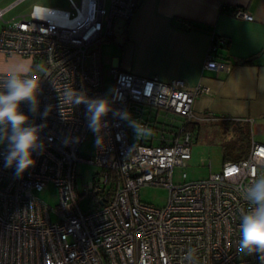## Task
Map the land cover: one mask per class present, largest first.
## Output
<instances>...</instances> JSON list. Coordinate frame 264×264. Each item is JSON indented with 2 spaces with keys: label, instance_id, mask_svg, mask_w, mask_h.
<instances>
[{
  "label": "built area",
  "instance_id": "obj_1",
  "mask_svg": "<svg viewBox=\"0 0 264 264\" xmlns=\"http://www.w3.org/2000/svg\"><path fill=\"white\" fill-rule=\"evenodd\" d=\"M23 1L0 7V53L33 59L31 69L19 73L40 81L39 110L33 114L25 101L20 111L28 124L41 126L43 149L33 153L35 166L20 179L0 158V264H189V248L196 249L193 264H260L256 254L243 255L237 247L240 218L252 208L244 189L264 174V143L252 137L246 157L225 160L221 171L205 179L187 180L197 136L192 124L218 119L194 110L196 97L211 93L208 86L190 89L184 79L163 81L114 67L109 100L150 130L140 138L112 112L95 134L83 104L59 114L58 95L66 86L90 98L106 97L102 44L117 22L131 20L141 0H67L69 8L34 4L28 13L5 19ZM233 14L253 19L242 8ZM227 46V38L213 36L204 70L232 69L221 54ZM9 73L0 72V91ZM47 105L52 110L42 119ZM163 115H172L167 130L158 126ZM89 134L96 154L84 159L80 147ZM6 146L0 144V153ZM79 161L100 167L82 189ZM176 167L184 169L181 182L174 181ZM50 183L58 189L55 206L38 194ZM146 185L168 188L166 205L142 201Z\"/></svg>",
  "mask_w": 264,
  "mask_h": 264
},
{
  "label": "crops",
  "instance_id": "obj_2",
  "mask_svg": "<svg viewBox=\"0 0 264 264\" xmlns=\"http://www.w3.org/2000/svg\"><path fill=\"white\" fill-rule=\"evenodd\" d=\"M224 7L242 8L253 19L236 17ZM114 32L115 39L102 44V63L106 45L111 70L119 67L163 81L184 79L190 89L202 83L211 93L196 97L197 114L218 117L208 122H247L264 135V0H141L131 20L117 22ZM214 35L229 41L221 51L233 65L228 72L204 70ZM252 137L264 143L253 130Z\"/></svg>",
  "mask_w": 264,
  "mask_h": 264
},
{
  "label": "clouds",
  "instance_id": "obj_3",
  "mask_svg": "<svg viewBox=\"0 0 264 264\" xmlns=\"http://www.w3.org/2000/svg\"><path fill=\"white\" fill-rule=\"evenodd\" d=\"M40 81L22 75L18 71L10 72L4 80V91H0V144L6 142V150L0 153L3 167L13 169V175L20 179L23 174L35 166L34 152L42 154L43 143L39 136L41 126L28 124L29 117L20 111L22 102L29 103V110L35 114L39 110L38 100ZM114 101L107 97L90 98L82 90L78 91L66 86L59 91L58 105L61 117L65 116V106L83 104L88 128L95 134L106 125L104 118L109 112L114 117L123 119L133 128L137 137L150 134V130L140 126L139 121L132 119L131 114L124 110H114ZM52 110L47 105L41 113L46 119ZM97 137V143L101 142ZM244 198L252 205L249 212L243 214L239 224V243L237 250L243 255L256 254L260 264H264V174L256 177L244 189ZM196 249L189 248L184 259L193 264Z\"/></svg>",
  "mask_w": 264,
  "mask_h": 264
},
{
  "label": "rangeland",
  "instance_id": "obj_4",
  "mask_svg": "<svg viewBox=\"0 0 264 264\" xmlns=\"http://www.w3.org/2000/svg\"><path fill=\"white\" fill-rule=\"evenodd\" d=\"M13 0H0V7L4 8L8 3ZM14 2V1H13ZM11 4V3H10ZM34 4H45L51 6H58L62 8H69L67 0H24L17 7L12 9L5 17V19H11L22 14H26L30 11ZM122 24V22H118ZM4 24V21L0 19V30ZM117 29V24L115 31ZM115 32L113 39H115ZM114 43L111 45V49L114 50ZM110 49L107 51L105 45L103 51V63H104V84L106 97L111 98L113 91V75L110 68ZM4 56V57H3ZM0 56V72H28L31 69L33 59L31 57L23 56ZM172 115L168 117L160 116L158 126L160 130L168 129V125L172 123ZM199 129L196 136V142L192 148V158L188 160V166L185 169L187 171V180H200L207 178L212 172L221 171L223 163L225 161L223 156V145L232 146L236 142V134L234 131L226 130L223 126V122H208L200 121ZM168 124V125H166ZM253 133L255 139L264 142V135L259 133L256 126L253 125ZM158 143V141H155ZM96 154L95 141L92 134H89L86 140L80 147V156L84 159H91ZM100 171V167L96 164L79 161L76 165L77 181L79 187L82 189L83 184L88 183L94 179V176ZM181 167H176L174 170V181H183ZM39 196L44 199L51 206H55L58 203L59 195L58 189L53 184H48ZM169 190L162 186H143L140 190V196L142 201L157 205L164 206L168 201ZM84 209H87L86 202L81 203Z\"/></svg>",
  "mask_w": 264,
  "mask_h": 264
},
{
  "label": "trees",
  "instance_id": "obj_5",
  "mask_svg": "<svg viewBox=\"0 0 264 264\" xmlns=\"http://www.w3.org/2000/svg\"><path fill=\"white\" fill-rule=\"evenodd\" d=\"M223 10L228 12L230 11V8L225 7ZM230 12L233 14L234 11L231 10ZM247 62L249 61H245V63ZM192 126L196 127V130L199 129V123H194ZM223 126L226 130L234 131L236 134V142L231 147L223 145L224 159L239 160L246 157L252 142V128L250 124L237 120H226L223 122Z\"/></svg>",
  "mask_w": 264,
  "mask_h": 264
}]
</instances>
